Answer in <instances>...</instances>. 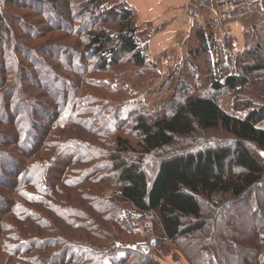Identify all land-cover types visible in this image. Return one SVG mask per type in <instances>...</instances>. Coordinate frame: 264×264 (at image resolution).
<instances>
[{
  "label": "trees",
  "instance_id": "trees-1",
  "mask_svg": "<svg viewBox=\"0 0 264 264\" xmlns=\"http://www.w3.org/2000/svg\"><path fill=\"white\" fill-rule=\"evenodd\" d=\"M9 1L17 4L21 0ZM69 1L65 0L67 7ZM107 1L117 0H83L79 5L82 9L94 11L100 6L99 3L103 2L102 18H95L93 13H89V20H94L99 25L90 30L89 25L85 43L80 46L79 42L75 44V49L82 47L83 51L74 52L72 47L68 46L64 57L57 58L63 66L60 68L62 74L59 73L55 79L68 90L62 97L58 96L59 88L54 83H33L34 91H44V97L43 92L36 94L31 92L32 89L22 88L19 78L5 77L0 81V119L14 125L15 130L14 139L6 143L0 142V145L9 144L14 147L10 151L0 148V241L1 251L2 248L6 250L3 252L5 260L10 264L14 261L20 262L24 257V253L16 250L15 244L10 241L21 244L26 251L32 247L44 251V238L41 236L44 233L59 231L52 223L51 214L60 221H65L64 224L69 228L73 222L78 229L86 230L87 236L92 238L93 242H99L108 234L125 236L119 230L111 231L105 224L118 226L126 234L135 233L133 228L138 226V212L153 210L158 216L157 226L162 240L164 237L171 239L191 264H221L222 260L228 263L229 259L234 264H264V259L260 260V245L264 243V238L258 242L259 231L255 230L249 241L241 236L238 238L239 242L219 241L220 237L229 233L227 218L220 217L224 213L223 210L246 201L252 191L264 181V129L259 126L264 120V104H257L251 99L243 100L240 104H243L242 107L248 112L242 118L222 107L219 92L226 89L232 94H239V91L253 80L264 77L262 42L258 41L252 47L239 48L234 57L240 70L235 73L223 71L222 62L226 53L224 48L220 50L221 60L213 62L215 71L219 73L212 86L214 93L185 96L172 105L173 109L168 114L166 112L156 119L141 113L137 129L142 136L139 145L143 152H139L132 161L127 155L136 153V150L128 139L119 135L115 136L116 144L110 152L74 139L71 141L74 145H68L69 137L63 143L61 139L53 142L47 140L52 135L50 129L54 122L65 121V127L73 123L84 128L90 125L88 120L77 118L84 113L82 106L78 105V90L83 86V82L86 86L85 80L90 72L98 70L100 73H107L109 69L124 61L143 70L152 64L155 66L156 61L144 35L147 29H141L139 26L134 8L126 2H119L118 6L106 9ZM58 12L57 10L56 13ZM64 14L68 19L61 28L69 34L75 29L73 21L77 20L70 12ZM0 20H4L1 14ZM105 25L114 26L115 32ZM192 27L197 28L199 37L201 35L200 38H203V47L207 44V52L212 53L209 49L216 47V44L203 33V24L198 20L193 22ZM1 42L0 35V44ZM218 44L220 47V42ZM11 53L12 49L7 47L1 57H10ZM93 57L97 59L96 62L88 65L86 62ZM67 58L69 62L65 61ZM47 75L46 71V77ZM222 77L224 80H221ZM6 82L9 85L5 86ZM45 90L54 99L47 98L49 95ZM48 100H54V103ZM238 101L235 98V103L239 104ZM33 103H38L35 109L37 117L27 123L31 119L30 114L20 113L21 108ZM68 109L73 113L63 115L62 121L60 116ZM4 111L12 112L13 115L7 114V117L3 118ZM76 111L77 117L74 115ZM39 117L42 120H39ZM113 124L110 133L120 129L118 125L121 123ZM219 128L233 136V143H219L166 157L161 161L155 176L149 178L142 163L148 153L192 136L198 130ZM30 134L33 136V144L27 146ZM52 138L60 137L56 135ZM0 140H3L1 136ZM51 148H54V156L51 158L55 159L54 165L46 163L44 157L46 154H52ZM41 152L44 153L43 156H40ZM94 159L98 163L104 161L96 165V162H92ZM79 165L81 167H77ZM100 169L114 171L113 179L117 187L115 192H118L116 196L133 205L132 210L124 209L118 212V205L115 204L118 203L117 200H97V197L93 196L92 191L96 190L100 183L94 176L101 172ZM8 175L11 178H8ZM6 193L9 199L4 197L3 194ZM70 200L75 203L78 201L86 210L71 205L66 207V201ZM89 212L95 213L96 216ZM56 237L55 245L58 249H61L62 245L64 248L52 256L55 258V264L73 263L69 260L66 262L65 255L68 251L91 252L73 242L78 241L77 239H73L69 245L67 240L71 239L62 235ZM213 239L219 242L214 243ZM116 240L118 238H113L110 244L111 253L109 251L113 264L127 262L130 254L138 255V258H135L137 264H163L151 253L139 251L130 243H126L124 254L113 252ZM248 242L250 244H247ZM243 244L250 246L244 247ZM235 246L238 247V254L229 257L230 248ZM103 257L102 255L98 262L89 264H104Z\"/></svg>",
  "mask_w": 264,
  "mask_h": 264
},
{
  "label": "rangeland",
  "instance_id": "rangeland-1",
  "mask_svg": "<svg viewBox=\"0 0 264 264\" xmlns=\"http://www.w3.org/2000/svg\"><path fill=\"white\" fill-rule=\"evenodd\" d=\"M27 2L29 1L21 0L19 3L13 4L9 0H0V14L4 16V20H0V35L2 38L0 44V81L5 77H10V79H12V77L15 79L19 78L22 88L27 87V89H32L33 91L31 90V92L36 94L43 92L42 94H44V97V91H34L33 83H54L59 88L57 93L58 96L62 97L68 90L62 83L55 79L59 73L62 74L60 68L63 66L60 59L58 60L57 58L64 57L66 53L65 49L68 50V46H71L74 52L83 51L82 47H80L79 50L75 49L77 46L75 44L79 42L80 46V44L85 43L89 34L87 29L89 25H91L89 30L99 25V23L96 24L94 20H89V13H93L95 18H102L101 10L103 9V5L101 4L103 2H100V6L98 8L96 7L97 10L95 9L94 11H87V9L80 8L79 5L83 0H70L68 7L66 6L65 0H32L29 2L30 4ZM119 2L125 1L117 0L115 2H105L107 6L106 9L115 7L116 5L118 6ZM57 10L59 11L58 13H56ZM205 10L203 13L205 12L206 20L205 23H201L205 30L202 29V31L206 33L205 36H209L216 44V47L209 49L212 53H209V51L207 52V44L206 47H203V38H200L201 35L199 37L197 28L191 26L193 21L191 16H188L190 23L186 27L191 28V33L186 39L182 36L181 42L182 47L186 46L188 48L187 53L182 52L174 56L167 51H163L157 55H152L156 61L155 66L152 64V66L144 70L124 61L109 69L107 73H100L98 70L90 72L89 75H87V80H85L87 81L86 86H84L83 82V86L79 87L77 95V100H79L78 105L82 106L84 113L80 117H77L78 111H76L74 115L77 118L88 120L91 126L89 125L84 128L82 126H76L75 123H73L67 125L66 129L65 125L67 122L65 123V121H63V115L65 116V114L73 113V111L70 109L64 110L62 116H60L63 122L59 123V121H57L59 127L55 128L51 126L50 129L52 137L58 135L60 138L54 139L50 136L47 140L53 142L61 139L63 143L64 140L69 137L68 145L73 146L74 144L71 143V141L74 139V141H79L85 145L110 152V150L114 149L112 146L116 144L115 136L119 135L122 138L128 139L131 146L136 150V153L128 154L127 157L131 159V161L136 159L139 152H143L139 145L142 136L137 129L141 113L148 115V117L151 116L152 119H156L166 112V114H168L173 109L172 105L174 106L176 102L184 99L185 96L208 92L214 93L212 86L217 77L216 75L219 73L215 71L213 62L217 59L221 60L219 59L222 55L220 53L221 49L224 48L226 53L222 62L223 71L235 73L240 70V68L238 69L237 67V60H235L234 57L237 55L239 48L244 49L245 47L255 46L258 41L262 42L264 46V13L262 10L253 11L241 9L233 12L228 18L223 19L217 13L218 7L215 0H210V5ZM214 11L216 13H213ZM65 12H70L77 20V22L73 21L75 29L69 34L61 28L66 24L68 19L64 14ZM212 13L217 15L216 19L210 17ZM105 26L113 32L116 30L112 25ZM183 32L184 30H182V35ZM149 33L150 29L144 34L147 36L146 38L150 36ZM211 36L213 38H211ZM218 42L221 44L220 47ZM7 47L12 49V56L10 55L9 57V55H7L1 57V54L7 51ZM52 55L56 56L52 57ZM96 60L97 59L93 57L86 63L92 65ZM65 61L69 62L68 58L65 59ZM46 71L48 72L47 77ZM221 80H224V77H222ZM7 85H9V83L6 82L5 86ZM84 88L86 89L84 90ZM45 91L47 92V90ZM84 91H86L85 95L83 94ZM16 93L17 92H15V95ZM47 94L49 95L46 96L47 98L54 99L48 92ZM219 96L221 105L226 111L243 118L248 112L242 107L243 104H240L243 100L251 99L257 104H264V77L261 76L253 80L248 86L241 89L239 94H232L228 90L222 89L219 92ZM235 98L239 100V104L235 103ZM48 101L54 103V100ZM37 104L38 103H33L28 106H22L20 113L30 114L29 118L31 119H29L27 123H30L33 118L37 117L35 112ZM57 112L59 113V111ZM7 114L13 115L12 112L4 111L2 117L6 118ZM39 120H42V118ZM113 123H121L120 126L118 125L120 129L116 130L115 133H110L111 128L114 127ZM259 126L264 129V120L259 123ZM13 127L14 125H10L4 122L3 119H0V136L3 139L0 140V142L6 143L8 140L15 138V130ZM67 131L68 133H66ZM32 137V134H30V141L27 142V146L33 144L31 140ZM233 141V136L222 128L198 130L192 136L184 137L167 147L153 150L148 153V155L143 158V168L148 172L149 178L152 179L157 173L161 161L166 157L183 152L200 150L219 143L231 144ZM0 148L4 149V151H10L14 147L8 144V146L0 145ZM53 150L54 148H51L50 152L52 154H46L44 157L46 163L54 165L55 159H51L52 156H54ZM40 154V156L44 155L43 152ZM103 161L98 163L94 159L92 162L93 164L96 162V165H98L103 163ZM77 167L81 166L79 165ZM100 170L101 172L94 176V179L100 181V183L97 189L92 191L93 196H96L97 200L100 198L117 200L118 203L115 204L118 205V212L124 209L132 210L133 205L120 200L119 197L116 196L118 192H115L117 187L113 179L114 171L111 169L106 171H103L104 169ZM8 178H11V176L8 175ZM8 180L10 181V179ZM251 194L252 195L248 197L246 201L228 206L225 211L223 210L224 213L222 212L223 215L220 217L227 218L226 224L229 233L220 237L219 241L221 243L224 241L228 242L229 240L240 241V239H238L239 236L245 239L248 238L249 241L255 230L259 231L258 242L261 241V238H264V181L259 184ZM3 195L9 199L8 193ZM65 204L66 207L67 205H71L80 210H86L78 201L75 203L73 200H70L68 202L66 201ZM89 213L94 217L96 216L95 213ZM51 216L52 223H54L59 231L56 230V232H54L55 234L48 232L44 233L43 236L40 235L44 238L43 245L45 250L40 251L32 247V249L26 251L21 244L18 245L17 242L10 241V243L15 244L16 250L19 249V251L24 253V257L20 262L14 261L10 264H55V258L52 256L64 248V245H62L61 249H58L55 245L56 235H62L71 239L70 241L67 240L69 245H71L73 239H77L78 241L73 242L79 243L80 248L83 247L91 250V252H87V250L83 252L78 250L68 251L65 255L66 262L68 260L69 262H73L69 264H89L93 261L98 262V258H102V255L105 260L104 264H113L110 258V244L113 238H118V240H116L117 242L115 241V244H113V252L115 251V253L119 255L125 253L126 243H130L134 246L138 241L151 240L153 242L155 240V243H152V248L146 253H151V255L155 256L173 254L172 256L175 258H178L180 255L185 257L173 241L169 242L166 237L162 240L160 230L157 226L158 219H156L154 223L153 230L142 232L140 228V218L138 216V226H134L135 228L133 229L135 233L131 234L123 233L118 226L115 227L105 224L111 231L115 232L119 230L125 236L109 235L107 233L108 236L103 240L93 242L91 240L92 238L87 236L86 230L78 229L73 225V222L71 224L74 229H72V226L69 228L64 224L65 221H60L52 214ZM137 229H139L138 232L136 231ZM3 240L8 243L7 239L4 238ZM217 241L218 240L213 239L214 243ZM80 243H82V245H80ZM247 244L250 243L248 242ZM247 244H243L244 247L250 246ZM84 245L86 247H84ZM1 247L0 241V264H8L7 259L5 260L4 258L5 254L3 253L6 252V250L2 248L1 251ZM260 248L261 260L264 259V243H261ZM86 252L87 254L83 255ZM229 253V257L238 254V247L235 246L230 248ZM128 257L126 260L127 262L122 261L121 264H137V260H135L136 257L138 258L137 254H130ZM252 257H254V255ZM221 264L234 263L229 259L228 263L222 260Z\"/></svg>",
  "mask_w": 264,
  "mask_h": 264
},
{
  "label": "crops",
  "instance_id": "crops-1",
  "mask_svg": "<svg viewBox=\"0 0 264 264\" xmlns=\"http://www.w3.org/2000/svg\"><path fill=\"white\" fill-rule=\"evenodd\" d=\"M132 6L141 29H150V36L146 38L151 55L167 51L176 56L188 51L182 47V30L190 23L188 4L190 0H123ZM206 11V10H205ZM213 13H216L215 11ZM210 14L213 19L216 14ZM209 17V16H208ZM210 19V18H209ZM205 12L199 22L205 23ZM152 30V32H151ZM147 37V36H146ZM242 49V48H240ZM173 254L159 256L154 255L164 264H191L183 256L175 258Z\"/></svg>",
  "mask_w": 264,
  "mask_h": 264
},
{
  "label": "built area",
  "instance_id": "built-area-1",
  "mask_svg": "<svg viewBox=\"0 0 264 264\" xmlns=\"http://www.w3.org/2000/svg\"><path fill=\"white\" fill-rule=\"evenodd\" d=\"M218 7L217 13L223 18H228L233 12L241 9L245 10H262L264 13V0H215ZM210 5V0H190L188 4V13L191 16L193 22L200 20L203 11ZM193 24V23H192ZM191 24V26H192ZM191 28L184 29L183 38L186 39L190 36ZM52 127L58 128L59 124L54 122ZM140 218V225L142 232L153 230L154 223L157 219V214L153 210H143L138 212ZM169 242L171 239L167 237ZM153 242L143 240L138 241L133 247L140 251L145 249L150 250L153 246Z\"/></svg>",
  "mask_w": 264,
  "mask_h": 264
},
{
  "label": "water",
  "instance_id": "water-1",
  "mask_svg": "<svg viewBox=\"0 0 264 264\" xmlns=\"http://www.w3.org/2000/svg\"><path fill=\"white\" fill-rule=\"evenodd\" d=\"M153 243H155V240L153 241ZM145 252H148V249H145Z\"/></svg>",
  "mask_w": 264,
  "mask_h": 264
},
{
  "label": "snow or ice",
  "instance_id": "snow-or-ice-1",
  "mask_svg": "<svg viewBox=\"0 0 264 264\" xmlns=\"http://www.w3.org/2000/svg\"><path fill=\"white\" fill-rule=\"evenodd\" d=\"M262 155H264V153H262Z\"/></svg>",
  "mask_w": 264,
  "mask_h": 264
}]
</instances>
